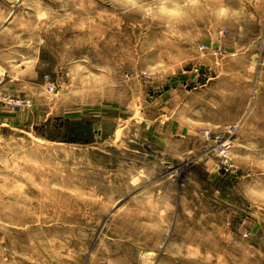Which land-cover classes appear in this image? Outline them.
Masks as SVG:
<instances>
[{"label": "rangeland", "instance_id": "1", "mask_svg": "<svg viewBox=\"0 0 264 264\" xmlns=\"http://www.w3.org/2000/svg\"><path fill=\"white\" fill-rule=\"evenodd\" d=\"M0 264H264V0H0Z\"/></svg>", "mask_w": 264, "mask_h": 264}, {"label": "built area", "instance_id": "2", "mask_svg": "<svg viewBox=\"0 0 264 264\" xmlns=\"http://www.w3.org/2000/svg\"><path fill=\"white\" fill-rule=\"evenodd\" d=\"M50 88L53 89L54 88V85L53 84H50ZM227 149H228V146L226 145H221L220 146V153L221 154H226L227 152Z\"/></svg>", "mask_w": 264, "mask_h": 264}]
</instances>
